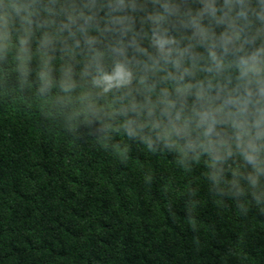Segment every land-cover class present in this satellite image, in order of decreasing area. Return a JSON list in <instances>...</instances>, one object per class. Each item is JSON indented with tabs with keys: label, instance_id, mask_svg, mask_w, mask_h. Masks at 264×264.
Wrapping results in <instances>:
<instances>
[{
	"label": "trees",
	"instance_id": "obj_1",
	"mask_svg": "<svg viewBox=\"0 0 264 264\" xmlns=\"http://www.w3.org/2000/svg\"><path fill=\"white\" fill-rule=\"evenodd\" d=\"M0 264H264V0H0Z\"/></svg>",
	"mask_w": 264,
	"mask_h": 264
},
{
	"label": "clouds",
	"instance_id": "obj_2",
	"mask_svg": "<svg viewBox=\"0 0 264 264\" xmlns=\"http://www.w3.org/2000/svg\"><path fill=\"white\" fill-rule=\"evenodd\" d=\"M102 79H107V77H102ZM119 127L121 129H123L129 136H140L142 135V129L144 127H146L145 125H137V127L135 129H133L131 127V122L127 121L124 124L119 125ZM153 129H155V126H152V129H150V131H152ZM171 130L167 129V131L165 132V135L168 136L170 134Z\"/></svg>",
	"mask_w": 264,
	"mask_h": 264
}]
</instances>
